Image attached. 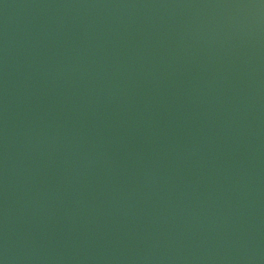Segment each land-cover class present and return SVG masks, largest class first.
I'll return each mask as SVG.
<instances>
[{
    "label": "water",
    "instance_id": "95a60500",
    "mask_svg": "<svg viewBox=\"0 0 264 264\" xmlns=\"http://www.w3.org/2000/svg\"><path fill=\"white\" fill-rule=\"evenodd\" d=\"M0 264H264V0H0Z\"/></svg>",
    "mask_w": 264,
    "mask_h": 264
}]
</instances>
